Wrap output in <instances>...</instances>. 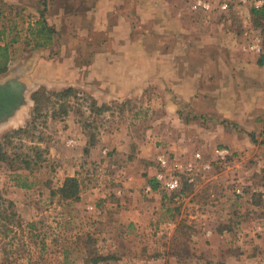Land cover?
<instances>
[{
  "label": "rangeland",
  "instance_id": "rangeland-1",
  "mask_svg": "<svg viewBox=\"0 0 264 264\" xmlns=\"http://www.w3.org/2000/svg\"><path fill=\"white\" fill-rule=\"evenodd\" d=\"M116 11L128 17L118 33L124 45L170 52L148 59L147 86L104 72L83 86L75 73L62 75L66 58L79 53L86 64L87 37L104 35L115 49L114 30L92 27L114 21ZM41 14L54 33L35 48L29 27ZM221 22L233 33L221 40L227 48L254 53L242 45L259 37L256 54L264 55V13L247 6L207 15L190 11L186 0H0V45L9 53L0 86L18 83L22 91L0 121V264H264V142L254 148L250 132L211 122L202 111L204 74L193 72L195 55L210 48L214 29L207 27ZM109 79L123 87L110 96ZM173 84L195 85L193 113L183 101L182 118L166 120L164 90L181 102ZM19 112L25 119L13 123ZM211 124L242 132L244 147H231L226 164L178 193L156 184L144 194L156 155L175 156L167 136L180 143L177 136L186 135V158L209 156L199 133Z\"/></svg>",
  "mask_w": 264,
  "mask_h": 264
},
{
  "label": "crops",
  "instance_id": "crops-1",
  "mask_svg": "<svg viewBox=\"0 0 264 264\" xmlns=\"http://www.w3.org/2000/svg\"><path fill=\"white\" fill-rule=\"evenodd\" d=\"M111 12H109V14H111ZM114 14V21H111L110 18L113 17L109 16V21L106 25L101 22H96L95 27H92V32L94 33L93 30L99 32L103 30V32H105L106 28L114 30L115 34L117 33L115 36L119 39V41H113L116 44L115 49H109V42H107L104 35L103 39L99 41H96L94 37H87V45L91 44V47L86 46V48L89 49L84 50V54L82 53L83 58L87 59L85 60L86 64L82 63L83 60L81 61L80 54L78 53L70 58H66L64 60L65 65L62 64L59 67V72H61L62 75H68L69 72H72L73 74L75 73L76 76H80L81 80L79 81L78 78V82L76 83L82 86L85 85V81L83 80L87 78V76L94 79V75L99 76L101 72H104L113 75V79L120 78L121 82L124 80L128 83L136 84L130 87H137L141 90L148 84V59L150 57H155L163 61L162 59H164V57L170 56V52H151L149 49L144 48H130L131 42L128 41V46L124 45L123 43L126 42V40L123 39V35L118 33L119 31H124V26L128 23V17L127 14L118 11L114 12ZM77 16L81 18L80 13H77ZM209 26L210 27H207L208 30L214 29L213 34L208 33L206 37V40L211 43L210 48L202 52V55H195V60L200 64L193 70V72H195L201 68L204 79L206 80L202 91L204 102L202 111L207 114V117L213 123L227 121L231 123L233 129H243V131L246 130L250 132L249 136L245 134V139L251 140V146L256 148L255 140H257L258 143L264 142V55L230 49L231 45L229 46L227 43H221V40L228 42L227 37L232 33V31L229 32V25L227 22L211 24ZM216 29L220 31V33H223L220 37ZM230 40L236 41V37H230ZM228 46L230 48H227ZM172 57H174V55H172ZM75 60L77 61L75 62ZM111 80L112 79H109L108 81L109 86L106 94L109 96L110 92L115 93L117 88H123L116 86V83L112 85ZM102 81L104 83L105 80L102 79ZM92 83L95 84L94 90L97 89V91H100V85L97 86L99 84L98 81L93 80ZM184 84H186V82ZM184 86L186 85H183V87H179L176 84H173L172 87L171 85L169 86V88H171L170 93H172V91L176 92L177 97H180V103L171 99V95L168 91L164 90L163 103L167 110V114L165 115L166 120H174L175 117L182 118L181 113L178 114V110L179 108L181 109L180 106L183 105V101L187 103V107L189 109L191 108L190 110L193 113L192 108L194 107V103H192V100H195L196 87L195 85L192 87L188 86V88ZM189 109H186L187 114ZM24 119L25 118L19 112L16 114L15 118H13L12 122L18 123ZM199 135L200 138H202L204 146L209 149H213L216 145H223L229 148L232 147V149L244 147V145L240 143L241 139L244 138L242 132L240 133L236 130L232 132L225 131L222 124L218 126H212L211 124L210 128L204 127L202 133H199ZM185 136L183 132L177 136L180 138V143L175 142L174 134L169 137L167 136V141L169 142L168 147L176 152L174 153L175 156H180L178 157L180 159L186 158L187 156L184 155L187 149V143L185 142L186 139H188L185 138ZM232 137L237 139V141H232ZM94 152L95 149H92L91 154H95Z\"/></svg>",
  "mask_w": 264,
  "mask_h": 264
},
{
  "label": "built area",
  "instance_id": "built-area-1",
  "mask_svg": "<svg viewBox=\"0 0 264 264\" xmlns=\"http://www.w3.org/2000/svg\"><path fill=\"white\" fill-rule=\"evenodd\" d=\"M188 8L194 13H206L207 15H226L237 6H247L249 9H262L264 0H186ZM243 49L254 53L262 51L261 39L253 37L242 45ZM233 152L229 147L216 145L211 149L209 156L201 151H195L189 158H176L165 152L158 153L154 160L153 180L157 187L168 193L180 192L185 184H193L201 175H206L216 166L226 164ZM151 184L144 187V194L152 192ZM239 192V189H237Z\"/></svg>",
  "mask_w": 264,
  "mask_h": 264
},
{
  "label": "trees",
  "instance_id": "trees-1",
  "mask_svg": "<svg viewBox=\"0 0 264 264\" xmlns=\"http://www.w3.org/2000/svg\"><path fill=\"white\" fill-rule=\"evenodd\" d=\"M251 11L253 13L262 14L264 13V7L259 10L251 9ZM29 33L32 37V41L34 43L35 48H38L48 45L51 42L54 29L48 26L46 20L41 14L39 19H37L34 23L30 25ZM8 61V47L6 45H0V73L6 71ZM16 84L18 86V83ZM17 86L11 83H6L5 85L0 86V121L4 120L11 113L12 108L15 107L19 102V98L21 97L22 91L21 88ZM148 182L151 184L153 189L156 188L157 183L154 182L153 179ZM7 217V214L4 215V218ZM3 225L5 226V223ZM3 225H0V231Z\"/></svg>",
  "mask_w": 264,
  "mask_h": 264
}]
</instances>
